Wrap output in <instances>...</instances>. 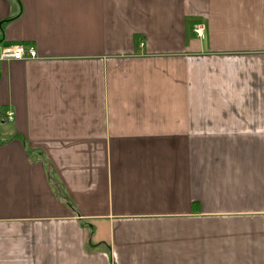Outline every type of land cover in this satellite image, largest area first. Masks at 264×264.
<instances>
[{
	"label": "crops",
	"instance_id": "0c3cea01",
	"mask_svg": "<svg viewBox=\"0 0 264 264\" xmlns=\"http://www.w3.org/2000/svg\"><path fill=\"white\" fill-rule=\"evenodd\" d=\"M17 44L0 264H264V0H0Z\"/></svg>",
	"mask_w": 264,
	"mask_h": 264
},
{
	"label": "built area",
	"instance_id": "2783aa9c",
	"mask_svg": "<svg viewBox=\"0 0 264 264\" xmlns=\"http://www.w3.org/2000/svg\"><path fill=\"white\" fill-rule=\"evenodd\" d=\"M195 34H197V37L202 38L203 27H195ZM37 58L38 55L34 47L25 46L23 44H17L13 46L0 45V63L12 61H29ZM4 115L6 121H14L15 113L12 110H7Z\"/></svg>",
	"mask_w": 264,
	"mask_h": 264
}]
</instances>
